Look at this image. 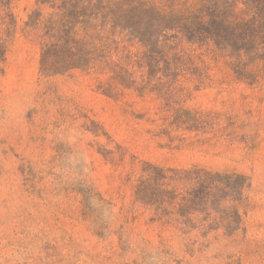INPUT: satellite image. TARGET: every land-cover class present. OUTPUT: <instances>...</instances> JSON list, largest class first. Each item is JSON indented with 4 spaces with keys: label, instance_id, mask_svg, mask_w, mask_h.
Wrapping results in <instances>:
<instances>
[{
    "label": "rangeland",
    "instance_id": "obj_1",
    "mask_svg": "<svg viewBox=\"0 0 264 264\" xmlns=\"http://www.w3.org/2000/svg\"><path fill=\"white\" fill-rule=\"evenodd\" d=\"M0 3V264H264V0Z\"/></svg>",
    "mask_w": 264,
    "mask_h": 264
},
{
    "label": "trees",
    "instance_id": "obj_2",
    "mask_svg": "<svg viewBox=\"0 0 264 264\" xmlns=\"http://www.w3.org/2000/svg\"><path fill=\"white\" fill-rule=\"evenodd\" d=\"M1 5V3H0ZM250 13H253V20L251 19L248 24V22H229V24L223 26V28L214 30L213 28L207 30L208 34L215 37L214 33H216L217 39L221 40V42L225 43L227 46L237 48L240 51L247 50L250 47H254V45L258 42H256L257 36L253 35L251 33L257 32V30L260 29L261 22L259 20L258 16V9L257 8H250ZM197 30L196 28H188V31L195 32H202L205 30ZM1 44V42H0ZM4 59V53H0V61Z\"/></svg>",
    "mask_w": 264,
    "mask_h": 264
}]
</instances>
